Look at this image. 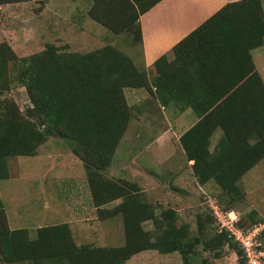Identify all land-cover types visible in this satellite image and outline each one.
Returning a JSON list of instances; mask_svg holds the SVG:
<instances>
[{"label":"trees","instance_id":"obj_1","mask_svg":"<svg viewBox=\"0 0 264 264\" xmlns=\"http://www.w3.org/2000/svg\"><path fill=\"white\" fill-rule=\"evenodd\" d=\"M19 1L22 0H0V4ZM159 1L134 0L138 9L134 21L138 13ZM100 3L105 2L100 0ZM100 3L93 4L96 10ZM113 9L106 10L103 18L95 9L91 15L117 31L112 16L117 10ZM137 31L139 40L138 27ZM263 36L261 1L238 0L212 15L175 45L174 50L177 57L182 50L185 59L198 49L201 55L210 54L212 63L223 67L238 63L232 58L242 54L250 60L249 50L261 45ZM193 41L197 43L193 44ZM43 53L32 60L31 71L22 81L34 105L33 111L38 113L36 121L45 128L38 129L34 123L23 120L12 106L4 103V107H0V178L7 177L8 158L34 155L48 137L71 141V152L83 163L92 202L99 205L122 198L117 209L124 211L126 242L117 247L78 246L67 226L61 224L38 227L36 237L30 239L26 228L8 227L0 201L1 260L30 264H125L132 254L144 249L171 252L188 248L191 237L169 221L171 217L167 211L161 212L158 218L151 205L135 203L139 196L131 194L127 185L113 183L101 175L110 165L130 119L131 110L124 88L144 87L163 103L171 97L177 98L180 93L170 91L174 62L165 63L164 57L158 59L154 64L157 74L150 81L144 70L137 69L125 53L110 45L87 53H58L54 48L45 49ZM252 68L251 62L250 70ZM238 79L241 77L232 81L240 82ZM250 83L253 91H241ZM207 95L210 99L207 106L192 107L200 119L180 136L179 142L186 159L193 161L191 169L196 180L203 184L214 179L230 196L242 174L264 158V83L254 72L237 90L208 91ZM216 128L222 133L210 151V137ZM148 219L159 221L157 226L162 228L153 240L146 236L147 231L140 225ZM213 238L217 244L231 242L243 257L242 249L227 233L217 232ZM183 258L184 264H190L187 256L183 255ZM243 262L246 263L244 257Z\"/></svg>","mask_w":264,"mask_h":264},{"label":"rangeland","instance_id":"obj_2","mask_svg":"<svg viewBox=\"0 0 264 264\" xmlns=\"http://www.w3.org/2000/svg\"><path fill=\"white\" fill-rule=\"evenodd\" d=\"M75 1L22 0L11 2L8 6L6 3L5 6L0 4V7L3 5L0 8V107H4V103L12 106L23 120L34 123L38 129L44 125L36 121L38 113L33 111L34 105L22 78L31 71L32 60L41 57L45 49L54 48L58 53H87L110 45L125 53L135 65L134 58L126 53L130 47L138 49V31L133 19L138 9L134 0H103L105 3L102 5L100 0H83L82 6L89 7V14H94L95 9L102 18L108 10L116 8V14L113 12L112 16L115 18L117 31L90 21L93 26L88 22L90 27L84 29H65L63 41H50L51 33L44 34V23L36 21V26L42 25L43 29H35V36L29 34L34 27L32 19L43 10L46 2L66 11L74 8ZM98 3L100 6L96 10L93 4ZM81 30L85 34L75 33ZM148 73L149 80L152 81L155 77L154 70L151 69ZM142 109L146 114L141 112ZM133 113L137 123L131 121L129 127L127 124L128 128L126 127L113 157L116 162L104 169L101 175L116 184L124 182L128 191L139 197L146 193L142 191L143 184L147 182L145 179H156L162 186V192L158 194L161 202L156 203L157 217L161 212L167 211L171 217L169 221L191 237V244L188 248L181 247L171 252L144 249L132 254L125 264H184L183 255L189 258L190 264H244L243 257L231 242L215 243L213 235L219 232L220 227L211 205H216L231 217L235 215L240 227L247 228L258 223L264 227V158L242 174L228 196L214 179L203 184L196 180L192 169L186 166L183 148H176L174 141L162 143L160 139L155 140L170 128V108L161 110L160 105L149 103L133 109ZM210 146L212 151L215 145ZM70 147L71 141L50 136L37 147L34 155H17L7 159V177L0 178V201L8 227L26 228L32 239L36 237L38 227L61 224L67 226L73 242L78 246L124 245V228H120L124 227L122 214H118L119 218L103 221L106 219L101 218L108 216L109 212H96L93 209L85 169ZM154 152H157V156L151 155ZM128 153H134L137 162L126 169L118 168L117 161L126 164ZM146 164L149 169L152 167V171H143L141 166ZM97 213L100 218L98 221H103L101 228L96 227L99 225L96 222ZM158 223L160 225L159 221L148 219L140 224L147 231L146 236L150 240L162 230L157 226ZM259 241L264 250L262 235ZM0 262L7 264L2 262L1 254ZM261 264H264V257Z\"/></svg>","mask_w":264,"mask_h":264},{"label":"crops","instance_id":"obj_3","mask_svg":"<svg viewBox=\"0 0 264 264\" xmlns=\"http://www.w3.org/2000/svg\"><path fill=\"white\" fill-rule=\"evenodd\" d=\"M235 1L238 0H160L145 12L138 13V17L134 21V24L139 28L140 32L138 49L134 50L130 47L126 53L134 58L135 65L140 68V70H144L147 76L151 69L154 70V75L156 76L157 73L154 64L161 57L165 58V63L174 62L172 63L171 69L170 91L172 93L179 92L180 94L177 98L171 97L167 103H163L160 102L158 98L154 97L150 90H147L144 87L124 88L125 99L131 110L128 127L131 121L137 123L135 120V113H133V109L137 107H141L145 104L147 106L149 103H154L158 106L160 105L161 110L163 108H170V128L163 134L157 136L155 140L157 141V139H160L162 143H165V141L168 140L171 142L174 141V143H176L175 147L179 146V148H182L179 142L180 136L200 119L194 113L192 107L207 106L210 100L207 95L208 91L226 93L235 89L237 90L240 84L243 81L246 83L247 78L254 72L261 77L264 83V36L261 45L249 50L251 61L248 56L242 54L241 56L232 58L233 60H236V62L239 61L238 63L235 65L226 64L227 66L223 67L217 66L216 63H212L209 59V57H211L210 54L201 55L200 53L202 52H199L198 49H194L192 56L185 59L182 58V50L179 52L178 57L174 50V46L182 39L192 33L220 9ZM260 1L264 16V0ZM82 2L83 0H76L74 8L67 9L66 11L62 10L59 6L54 7L50 5V2H46L43 10L39 11L32 19L34 21V27L32 25V30L31 27H29V30H31L29 34L35 36V29H43L42 25L36 26V21H42L44 23V34L47 32L51 33L50 41L60 42L63 41L66 36L65 29H84L90 27L88 25V22L90 21L108 28L94 15L89 14V7H83ZM3 5L5 6V3ZM3 5L0 8H2ZM8 5L9 3H6V6ZM90 25L93 26L94 24L90 22ZM75 33L78 35L85 34L84 30ZM112 34L115 35L114 33ZM56 38L59 40H56ZM192 43L195 44L197 42L193 41ZM251 62L253 64L252 70H250ZM235 77H241V79H238L240 82L232 81ZM227 78L230 79L228 80ZM252 86V83H250L241 91H253L254 89ZM141 89H143V91H140ZM154 89L155 88L152 87V91H154ZM127 90L130 91L127 92ZM144 109H142L143 111L141 110V112L146 114ZM221 133L222 131L220 128L214 130L210 137V147H214V145L217 144ZM182 152L184 153L183 149ZM151 155L157 156V152H154ZM134 157V153H128L126 164L117 161L118 168L126 169L128 166H132L133 163L137 162V159ZM77 160L82 162L79 158ZM115 162L116 158H113L110 166ZM192 163V160H187L186 166L188 169H191ZM155 165L157 164H154V166ZM141 167L143 168V171H152V167L149 169L148 164L142 165ZM145 182L142 191L146 193H144L142 197L140 196L136 199L138 201H135V203L139 205L140 202V205L142 206L154 203L155 205H151V207L156 215V203L161 202L158 198V194L162 192V186L156 179H150L149 177L145 179ZM121 185H125L124 182H122ZM121 202L122 198H115L99 205L92 202V205L96 212H99V210H106L104 212H109L108 216L101 218L106 219L103 221H107L119 218L118 214H122L121 216L123 217L124 211L119 210L116 207L120 205ZM96 219V222L99 224H95L96 227L101 228L103 221H98L100 220L98 213ZM120 228L123 230L124 227ZM10 229L16 228L10 227ZM18 263L19 262H11L7 264ZM0 264L2 263L0 262Z\"/></svg>","mask_w":264,"mask_h":264},{"label":"built area","instance_id":"obj_4","mask_svg":"<svg viewBox=\"0 0 264 264\" xmlns=\"http://www.w3.org/2000/svg\"><path fill=\"white\" fill-rule=\"evenodd\" d=\"M213 214H216L219 221V232H225L231 237L243 251V257L246 264H261L264 257V250L261 248L259 241L263 224H254L250 227L243 228L237 225V220L231 217L229 213H224L216 205H211Z\"/></svg>","mask_w":264,"mask_h":264}]
</instances>
